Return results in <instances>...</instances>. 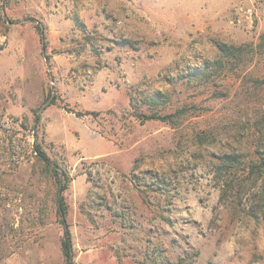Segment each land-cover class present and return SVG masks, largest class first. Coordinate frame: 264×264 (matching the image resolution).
I'll list each match as a JSON object with an SVG mask.
<instances>
[{"label":"rangeland","instance_id":"1","mask_svg":"<svg viewBox=\"0 0 264 264\" xmlns=\"http://www.w3.org/2000/svg\"><path fill=\"white\" fill-rule=\"evenodd\" d=\"M35 143L76 264H264V0H0V264H67Z\"/></svg>","mask_w":264,"mask_h":264},{"label":"trees","instance_id":"2","mask_svg":"<svg viewBox=\"0 0 264 264\" xmlns=\"http://www.w3.org/2000/svg\"><path fill=\"white\" fill-rule=\"evenodd\" d=\"M40 33L43 42V48L46 49L45 34L42 30ZM222 51L229 53L230 50H226V46H223ZM39 119L40 117L37 115L36 120L38 121ZM34 148L38 157L51 166V170L55 176V181L58 185L57 215L63 227L62 250L67 264H76L74 260L72 232L68 221L69 206L65 197V191L68 188V180L70 177L66 171L60 169L58 165H55L52 162L51 158L48 156L47 152L43 149L40 143H35ZM225 157H227L226 161L235 159V155H226Z\"/></svg>","mask_w":264,"mask_h":264}]
</instances>
